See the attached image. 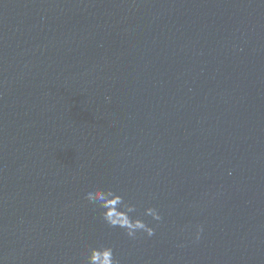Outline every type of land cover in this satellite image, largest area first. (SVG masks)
I'll list each match as a JSON object with an SVG mask.
<instances>
[{
	"label": "water",
	"instance_id": "95a60500",
	"mask_svg": "<svg viewBox=\"0 0 264 264\" xmlns=\"http://www.w3.org/2000/svg\"><path fill=\"white\" fill-rule=\"evenodd\" d=\"M96 187L154 235L104 223ZM101 244L264 264V0H0V264Z\"/></svg>",
	"mask_w": 264,
	"mask_h": 264
},
{
	"label": "clouds",
	"instance_id": "9594fccd",
	"mask_svg": "<svg viewBox=\"0 0 264 264\" xmlns=\"http://www.w3.org/2000/svg\"><path fill=\"white\" fill-rule=\"evenodd\" d=\"M85 199L100 209V216L104 223L109 227L122 229L129 238L135 239L139 233L149 237L154 235L153 227L139 216L133 215L137 212L136 206L125 201L122 195L112 189L93 188L85 193ZM143 215L150 216L155 221L161 219L157 209L153 207L145 208ZM201 231L202 229H197V240ZM86 264H119V261L115 258L111 246L101 244L87 250Z\"/></svg>",
	"mask_w": 264,
	"mask_h": 264
}]
</instances>
